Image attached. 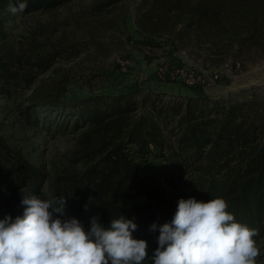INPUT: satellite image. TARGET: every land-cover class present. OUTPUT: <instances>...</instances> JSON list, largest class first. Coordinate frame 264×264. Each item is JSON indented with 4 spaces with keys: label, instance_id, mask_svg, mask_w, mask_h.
<instances>
[{
    "label": "rangeland",
    "instance_id": "rangeland-1",
    "mask_svg": "<svg viewBox=\"0 0 264 264\" xmlns=\"http://www.w3.org/2000/svg\"><path fill=\"white\" fill-rule=\"evenodd\" d=\"M0 23L3 51L32 78L0 94V137L47 171L41 198L59 196L66 176L83 171L88 126L77 125L72 109L92 96L167 104L202 98L221 111L243 99L244 117L257 115L264 139V0H67L17 15L0 7ZM169 120L168 138L176 143ZM182 154L172 158L185 177L180 199L199 200L195 167L204 156ZM166 165L152 146L140 172ZM163 187L170 195L180 190L166 181ZM257 244L264 264V237Z\"/></svg>",
    "mask_w": 264,
    "mask_h": 264
},
{
    "label": "trees",
    "instance_id": "trees-1",
    "mask_svg": "<svg viewBox=\"0 0 264 264\" xmlns=\"http://www.w3.org/2000/svg\"><path fill=\"white\" fill-rule=\"evenodd\" d=\"M65 1L0 0V7L26 2L24 13H29L53 9ZM6 37L0 23V94L9 95L21 83L31 85L32 78L14 69L15 62L3 51ZM47 98L45 102H57ZM79 104L72 112L77 114V125L82 121L88 126L85 166L77 177L66 176L67 185L58 195L68 198L67 214L77 218L86 230L93 216L107 227L111 219L122 214L138 225L133 236L147 241L150 258L158 247L159 236V229L150 231V226L170 222L183 193L185 177L172 158L190 150V160L195 155L204 156L195 167L200 175L198 199L206 202L223 197L239 222L259 230L257 241L264 237V139H258L257 115L244 117L243 99L226 104L225 111L217 109V101L207 103L202 98L167 104L124 95L92 96ZM170 117L178 129L174 133L176 143L168 138ZM94 139L99 143L92 146ZM152 146L169 165L159 173L143 175L141 164ZM47 177L44 168L31 163L0 137V219L22 215L21 188L39 195ZM164 181L180 190L170 195L163 187ZM89 197L93 198L91 202ZM145 264H151L150 260Z\"/></svg>",
    "mask_w": 264,
    "mask_h": 264
},
{
    "label": "clouds",
    "instance_id": "clouds-1",
    "mask_svg": "<svg viewBox=\"0 0 264 264\" xmlns=\"http://www.w3.org/2000/svg\"><path fill=\"white\" fill-rule=\"evenodd\" d=\"M26 7L9 3L7 11L17 15ZM21 192L22 215L0 219V264H258L261 256L259 230L239 222L223 197L179 199L170 222L150 226L159 236L149 258L147 241L133 236V219L120 214L106 227L93 216L86 230L67 214V197Z\"/></svg>",
    "mask_w": 264,
    "mask_h": 264
}]
</instances>
